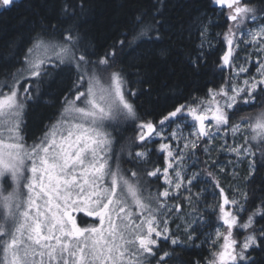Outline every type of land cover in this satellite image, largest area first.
Here are the masks:
<instances>
[{
  "label": "snow or ice",
  "instance_id": "snow-or-ice-1",
  "mask_svg": "<svg viewBox=\"0 0 264 264\" xmlns=\"http://www.w3.org/2000/svg\"><path fill=\"white\" fill-rule=\"evenodd\" d=\"M18 3L19 0H0V13L11 11ZM148 4L127 22L123 38L92 60L87 46L82 44L78 24L86 13V0H61L55 21L42 22L39 31L31 29L29 46L23 53L24 66L7 73L10 81H0V184L10 177L13 185L6 193L0 190V236L8 238L0 244L2 264H169L174 248L162 250L159 242L162 238L170 239L173 246L180 244L170 231L169 217L180 211L181 205H169L168 201L186 193L185 199L193 209V219L185 227L189 241L195 243L198 238V222H206L197 207L206 189L193 191L200 182V173L187 175L185 159L194 155L201 143L205 152L210 151L207 145L215 136L230 130L234 136L248 133L244 144L222 146L237 157H252L247 182L255 179L257 152L262 157L260 166L264 167V0H258L259 6L252 0H210L221 14L227 7L226 19L230 22L224 33L217 34L223 37L226 50L215 69H229V80L248 70L233 65L239 32L241 38H250L243 39V43L250 44L257 54V75L245 79L242 86L238 81L230 88L221 85L219 89L210 88L207 98L176 104L158 123L142 120L129 99L141 92L151 93L148 73L137 70L135 74V83L147 84V88H132L133 81L124 67H117L118 49L135 51L143 46L145 53L160 58L172 51L170 46H162L165 36L158 19L160 10L151 0ZM205 16L207 13L186 28L169 32L167 37L169 41L184 42L191 40L193 29L199 32L196 54H189L193 73H199L206 64L205 45L213 47ZM251 25L255 27L245 33L244 28ZM14 59L15 54L0 55V67L6 71ZM48 66L61 71L74 69L76 78L63 98L57 119L28 146L21 135L24 117L29 104L40 99L42 78L52 75ZM24 79L37 81L35 93L31 83L20 92ZM5 85L7 91L3 90ZM255 105H259L255 115L249 113L232 122L233 112ZM129 121H139L140 145L159 138L158 153L164 156L162 168L133 170L131 177H126L121 173L119 156L116 168H112L114 137L109 127ZM172 123L176 126L169 133ZM189 127L192 131L185 136L184 129ZM151 151H136L134 159L147 164ZM161 175L167 187L154 193L148 191L150 178L160 179ZM208 175L219 189L220 202L212 207L214 212L218 209L217 219L222 226L216 228L212 244L215 247L222 243L208 264H257L251 253L264 252V224L257 226V217L264 220V188L260 189L259 202L252 200L249 211L247 191L242 199L229 198L213 173L209 171ZM22 189L27 191L26 198ZM246 212L247 219H243ZM73 213H83L99 223L82 227ZM235 229L244 233L242 242L235 238Z\"/></svg>",
  "mask_w": 264,
  "mask_h": 264
},
{
  "label": "trees",
  "instance_id": "trees-1",
  "mask_svg": "<svg viewBox=\"0 0 264 264\" xmlns=\"http://www.w3.org/2000/svg\"><path fill=\"white\" fill-rule=\"evenodd\" d=\"M69 3H79V0H68ZM160 10L159 20L162 22L165 39L162 46H170L172 51L166 58H160L155 54L148 55L143 51V46L135 51L127 47L123 52L118 49L117 67L123 66L129 80L133 81L131 87L144 89L147 84H137V70L146 71L151 82V93L141 92L137 96H129L130 101L136 106L137 113L142 120H153L158 123L162 115L171 110L172 106L181 103H192L194 98H207L210 88L218 89L221 85H228L229 75L219 72L215 65L219 62L221 45L218 42L213 49L204 50L206 64L201 67L199 73H193L189 63V54H196V45L199 43V32L193 29L190 41H169V32H175L186 28L196 17L207 13L208 16L215 12L210 0H151ZM258 4V0H252ZM61 0H19L18 6L11 11L0 13V55L15 54L14 59L5 71L0 67V81L10 80L7 73L19 69L23 53L26 51L28 40L32 35L31 29L39 31L41 23L55 21ZM150 6L148 0H86V13L78 21L82 44L87 46L90 59L95 60L110 50V46L123 38L121 35L127 30V22L136 14L137 10ZM218 24L211 26L220 27L223 31L229 21L226 16L217 20ZM131 38V37H129ZM145 56L146 59H140ZM75 71L57 75L49 81L40 82L41 96L38 102H31L24 117L25 126L22 134L26 145L36 142L45 126L56 119V115L62 108L63 98L68 94L75 80ZM36 88H33L35 92ZM48 101V103H45ZM198 102V101H197ZM259 110V105L252 107L242 106L240 110L232 113V122H237L246 114H253ZM137 122L121 123L116 126L114 135V165H117L116 157L119 156L121 173L131 177L133 170L151 169L154 166H164V156L158 153L155 143L140 145L136 139ZM255 144V142L253 143ZM151 149V155L147 164L134 159L136 151ZM131 151V156H129ZM200 152V151H199ZM257 172L255 179L248 183L246 180L245 191L250 194L249 211L253 207L252 200L259 202L262 195L260 189L264 188V167L260 166L262 157L259 152L256 155ZM201 170L208 172L209 162L202 161ZM116 168V167H115ZM143 174V173H142ZM162 177V175H161ZM212 178V176H210ZM145 179H149L146 177ZM161 178H150L148 191L161 190ZM216 191V187L213 188ZM248 213L243 214L247 219ZM258 224H264V220L257 217ZM243 222V221H241ZM236 237L244 238V233L237 232ZM2 236H0V244ZM160 248L173 252L169 264H208L210 248L206 244H194L185 246H173L169 242L160 241ZM251 255L257 264H264V252L254 251Z\"/></svg>",
  "mask_w": 264,
  "mask_h": 264
},
{
  "label": "rangeland",
  "instance_id": "rangeland-1",
  "mask_svg": "<svg viewBox=\"0 0 264 264\" xmlns=\"http://www.w3.org/2000/svg\"><path fill=\"white\" fill-rule=\"evenodd\" d=\"M227 14H228L227 7H224V9L222 10V14H221V9L219 7H216L215 12L211 16L207 17L206 23L209 24V29H208L209 34H210L209 38L212 41L213 47L208 48L207 44H206L204 50H209V49L215 48L217 46L218 42L221 43V45L218 46L219 51H220L219 52L220 56L223 54V51L226 50V45L223 42V37L218 36L217 34L224 33L228 29L230 23H228L227 28H225L223 31L221 30L220 27L212 28L211 26L217 25L218 24L217 20L221 16L227 17ZM250 27H255V25L246 26L244 28V32L247 33L250 30ZM236 36H237L238 44H237V47L234 49L233 65H234V67H237V68L240 66H243V67L247 68L248 70L246 72L240 73L238 77L232 76L231 80H229L228 85L227 84L225 85L228 88H230L232 86V84L236 83L237 81H238L239 85L242 86L243 81L245 79H248L250 77L257 75V67H258V65L256 63L257 54H256L254 48L250 44L245 45L243 43V39H250V38H248V37L241 38L239 32L236 33ZM89 55H91V54H89ZM220 56H219V58H220ZM23 66H24V64H23V60H22V64H21L20 68H22ZM47 70L50 73H52V75L51 76H44L42 78V80L49 81L50 79L56 78L57 75H60V74L65 73V72H70V70L67 68H64L61 71L59 69H54L50 66H48ZM71 71H74V69ZM219 72H221V71H219ZM224 72L230 76L229 69L225 68L222 73H224ZM8 81H10V80H8ZM28 83H31L33 85V88H36V84H37L36 80L24 79V80H21V84H20V92L21 93H23V88ZM3 90L4 91L8 90L6 85L4 86ZM33 93H35V92H33ZM60 111L61 110H59V113H60ZM59 113L56 115V119H57ZM54 121H52V122H54ZM116 126H118V125H116ZM116 126H115V128H116ZM175 126H176L175 123H172L171 125H169L168 126V132L170 133L171 129L174 128ZM115 128L110 126L109 131L114 130V133H115L116 132ZM135 128L137 129V127H135ZM191 131H192V129L190 127L184 129V135L187 136V134ZM21 135L23 136L22 133H21ZM137 135H138V130L136 132V136ZM246 135H248V133L242 132V133L234 136L230 130L227 133H225L224 131H221L220 134L215 136V138L211 141V143L207 145L208 148L210 149V151L205 152V150H204L205 145H204V143H201L200 146L198 147V149L195 150V154L187 157L185 159V162H184V167H185V171H186L187 175H191L193 172H199L200 173V182L198 184H196V187L193 189V191H197L199 189H206V191L202 195V199H201L200 203L197 205L200 212L203 213L206 222L203 223V225H201L198 222L197 228H196V235L198 236V238L195 240L194 244H197V245L206 244L211 250L210 259L212 258V253L214 251H218L219 247H220V243H222V241L220 243H217L215 245V247H213V244H212V240L215 239L216 228L218 226L222 227L220 225V222L217 219L218 209H217V211L214 212L213 207H212L213 205L219 204L220 195H219V189L216 192L213 189L215 187V184L213 183V177L210 178V176L206 172L201 170L202 168H201L200 162H201V160L205 161L206 163L209 162V164L207 166L208 170H210V172L213 173L214 177L219 180L220 186L225 190V193L229 198H236L238 200L242 199V194L245 192L244 188H245L246 178L248 177V173L250 171L249 165H250V162L252 160V157H250V156L248 158L237 157L234 153L227 151L226 148L222 147V146H224L225 143L227 145L244 144ZM113 137H114V135H113ZM4 138L7 141V139H8L7 134H5ZM136 139H137V137H136ZM114 141H116V140L114 139ZM23 142H24V138H23ZM155 142H156V145L159 147V143H160L159 138H154V141L149 142V143L152 144ZM254 142L255 141H253V143ZM171 143H173V145L176 144L175 141H171ZM28 146H31V145H28ZM180 146L183 147L182 142H181ZM114 152L115 151H114V147H113L112 159L110 160V164H111L113 169H115V167H116V165H114V162H115L114 161L115 156H113V155H115ZM29 164H30V162H29ZM221 169H224V171H221ZM28 175H30V173H28ZM173 175H174V173H173ZM108 182L110 183V178H109ZM161 186L167 187V185L163 184V177H161ZM12 187H13V185H12L10 177H8L6 180H4V182L2 184H0V190H4L5 193L8 191H11ZM163 188L160 191H162ZM22 191L24 193V197L26 198L27 197V191L25 189H22ZM144 194H145V196H147V192H145ZM125 195H127L126 190H125ZM185 195H186V193L181 192V194L178 196V198H176L174 200L170 199L168 201L169 205H173V204H180L181 205V210L173 212V214L169 217L170 231H171L173 237L179 238V240L181 241L179 244L180 246L191 245L193 243V242L188 240L189 233L185 231L186 223H190L191 220L193 219V216L190 215L193 212V209L189 206L188 201L185 199ZM129 199H130V197H129ZM73 215H75L77 217L78 224L82 227L86 226V224L90 225L93 222H95L97 224L99 223L98 220L93 221V218L86 217L83 213H73ZM237 232H239V233H243V232L239 229L234 230L235 238L237 239V241L242 242L244 238L242 240H240L239 237H236ZM210 236H211V239H209ZM7 239H8L7 237H2L1 244H3L4 241ZM160 241L171 243L170 239L165 241L164 239L161 238ZM3 260H4L3 252H2V249H0V264H2ZM153 264H154V262H153Z\"/></svg>",
  "mask_w": 264,
  "mask_h": 264
}]
</instances>
